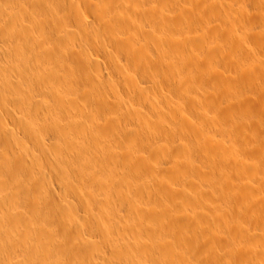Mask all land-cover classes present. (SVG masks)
Returning a JSON list of instances; mask_svg holds the SVG:
<instances>
[{
  "label": "rangeland",
  "instance_id": "374dc122",
  "mask_svg": "<svg viewBox=\"0 0 264 264\" xmlns=\"http://www.w3.org/2000/svg\"><path fill=\"white\" fill-rule=\"evenodd\" d=\"M146 1L135 0L136 3L132 6V0L125 5L127 6L125 9L121 8L115 12V5L109 4L110 6L105 5L102 9L98 8L102 6V0L66 2L63 0L62 2L67 5L60 6L56 14H50V22L40 31L45 35L49 46L44 47L40 42V47L36 48V55L43 59H57L62 62V65L55 66L57 73L52 76L54 87L61 86V89H58L61 91L55 95V104L64 111V116L70 117L61 122L59 129L66 126L68 128L73 122L76 124L74 113L80 115V120L84 122L80 124L82 123L84 129L86 126L91 129H83L78 135L77 131L80 129L77 128L81 125L73 126L77 131H71L72 134L69 133L72 127L65 128L72 137L68 139L69 144L74 147L72 152H69L70 145L67 148L69 150L63 148L67 147L64 145L68 142H64L60 134L58 136H61L64 144L62 141L58 142L60 136L57 135L52 140L49 139L51 137L47 139L45 136V142L56 140L55 143L61 146L62 152L65 151L69 158H74L76 157L74 154L81 152L79 151L81 141L78 139H81L82 135H93L89 137L91 142L89 140L88 144L90 147L92 145L91 148L95 151L90 150L91 155L84 160V164L88 159L93 161L95 154L99 162L106 158L103 160L109 163L110 155L115 153L111 155L115 157L118 152L117 157L123 158L121 160L127 161L128 164L127 168L123 167L128 178V180L125 178V181L134 189L130 206L141 214L138 216V212L134 213L138 217L131 220L134 217L131 215L128 222H126L128 218H124L126 221L123 219L121 225L117 226L121 232L117 233L114 228L116 234L111 237L112 231L107 234L100 229L101 222L97 220L106 221L100 212H97L99 219H89L88 227L82 226V220L76 215V219L80 220L78 222L82 223L67 226L68 222L66 225L61 222L54 227L50 226L53 222H47L50 225H40L43 226V231L47 228V232L43 233L52 242L62 244L58 251L61 254L69 253L66 255L70 259L75 258L77 253L74 245H100L103 247L99 248L102 253L107 252L106 255L112 256L111 258L107 256L111 261L117 254L113 259L116 263L113 261V264H127L130 254L125 255V250L128 251L133 247L131 245H135L137 248L134 246L132 249L141 247L139 248L141 250L135 249L139 252L137 255L142 258L139 257L138 264L143 263L142 260L143 264H158L154 262V253L157 250L159 252L163 250L167 254L180 253V259L182 257L180 264H187L183 261L186 259L192 261L191 264H204L201 260L203 258L206 264H264V2ZM162 1L164 4L167 2L166 6L161 4ZM158 2L165 7L163 12L166 16L164 20L162 19L163 22L153 16V9L155 10ZM238 3H241V6ZM225 4L233 5V8L227 5L229 10L231 7L232 12L227 10ZM236 9H239L238 12ZM98 18L101 19L98 21ZM157 21L167 28L162 24L161 27ZM159 28L165 30L164 34L160 32L163 38H167L164 43L157 40L159 37L154 35L153 31ZM166 34L170 36L167 37ZM159 49H164L171 58H165ZM138 55L141 57V61L140 58L137 60L139 64L136 62ZM58 99L63 107H60L59 103L58 106ZM67 110L69 112L65 114ZM90 119L94 123L90 124ZM128 120L136 123L149 121L153 130L144 132L130 129L126 123ZM92 125L99 126L100 131L97 129L99 132H96ZM59 131L57 133H60ZM90 131L93 133L86 135ZM75 133L79 138L74 137ZM19 135L22 136L20 133ZM28 144L32 146L29 142ZM53 144L50 145V155L52 154L53 158L49 159L54 160L51 162L48 160L53 165L52 172L57 174L58 167L61 170L67 169L65 172H69L67 175L71 178L73 173H76L73 166L71 169V164L67 162L68 157L59 162L55 160L56 155L53 154L59 146ZM105 146L109 147L104 148ZM102 148L106 150L105 153ZM109 148L112 153L108 152ZM50 155L47 154L51 157ZM112 160L113 163L108 165L116 164V168L120 167L122 171V166H118L121 161L118 163L116 157ZM53 162L64 165L58 166L52 164ZM14 164L16 163H11L10 166H15ZM21 168L16 169L27 172L25 168H22L23 170ZM87 170L83 172V175L86 173L85 178H80L79 174L80 177L75 174L76 176L72 178L73 181L78 179L73 182V185L77 184L76 187H79L78 190H81V187L88 189L83 180L89 179L87 182L89 184L92 181L89 175L91 169L89 172ZM54 174L52 175L55 178L51 174L49 177L47 175L43 177L52 186L51 190L63 198L64 189L61 187L66 181L61 183L58 180L61 184L57 183L56 180L61 177L60 174H57V177ZM14 183L17 186L13 185ZM14 183L7 186V190L6 183H3L6 190L3 193L5 196L8 195V198L4 199L5 207L0 208L4 216L12 214L13 218L14 215L17 216L14 210L7 206L8 203L15 206L18 212L30 210L28 206L23 207L22 204L25 203L21 198L26 197L22 195H26L27 185ZM80 183L82 186H78ZM19 184L23 186L22 189L11 187H19ZM9 188L16 190L11 191ZM77 188L69 187V190L73 189L71 192L67 190L70 192L69 196L73 192L78 193ZM21 190L22 194H19ZM123 190L126 191V187ZM10 191L14 193H9L13 196L5 193ZM30 193L27 196L35 198V195ZM71 197L69 199L77 202ZM87 197L84 204L90 208L87 205L85 208L98 211L94 197L92 196V202L91 198ZM16 201L28 210L17 206ZM5 208L7 210H3ZM25 212H20L21 216L30 218V213ZM167 216L173 217L175 221L169 223L166 220ZM56 218L54 217L56 222L53 224L57 223ZM123 222H126L125 225H122ZM33 225L31 224L32 229L27 228L31 230L30 232L41 228L36 226L38 223ZM124 226L129 227V230L125 227L127 229L125 231ZM25 227L23 226V229L27 231ZM59 227L64 231L58 229ZM65 228H69L70 231ZM59 230H62L60 232L63 234L68 231L67 235H62L63 239L53 236L60 235L61 233L57 232ZM8 231L13 233H10L11 238L7 239L10 243L8 244L17 250H14L13 254L17 255L16 259L18 258L20 264L36 262L40 264L41 258L29 259L28 251L23 249L25 246L29 247L23 242L26 239L30 245H43L38 241V237L30 242L34 237L27 235L28 238L26 236L28 231L26 234V231H22L21 234H16L13 230ZM52 231L57 234H53ZM114 237L118 243L114 242ZM126 239L130 240L129 243ZM15 241L19 244H15ZM2 242L5 240L0 239V245H3ZM20 245L22 249L19 248ZM55 245L57 246V243ZM121 245L125 247L122 248ZM171 245H190L191 251L189 250L187 255L188 252L185 253L180 248L174 250ZM52 246L49 248H55ZM112 248H117L119 252L116 253L114 250L112 251L114 255L109 254ZM69 249H76L73 251L75 255L73 258L72 250ZM38 251L44 255L42 252L44 249ZM39 252L37 253L40 255ZM86 263L92 264L89 261ZM41 264L58 263L52 259L49 262L41 261Z\"/></svg>",
  "mask_w": 264,
  "mask_h": 264
},
{
  "label": "bare ground",
  "instance_id": "6f19581e",
  "mask_svg": "<svg viewBox=\"0 0 264 264\" xmlns=\"http://www.w3.org/2000/svg\"><path fill=\"white\" fill-rule=\"evenodd\" d=\"M62 1L63 0H0V166H1L0 168H3V170L0 169V208H2V206L6 205V201L4 199L6 197L8 198V195L5 196V194L3 192L8 189L10 184H13L14 182H18V183H22L23 185H27L25 188V191L27 188L29 189V191L27 189V191H26L27 193H25L26 195H22V196H26V197H21V198L23 199L22 201L26 204V205L22 204L23 207L28 206V208L31 210L30 211V210H28V208H23L19 203V201L21 200L20 199L19 201H16L17 202L16 205L19 207H22L25 210H28V212L30 213V218L28 215H27L28 216L27 218L22 217L20 212L23 213L25 211L19 210V212H18L17 208L11 204L9 205V203L7 204V206L10 207L12 210H14V214H16V216L18 218H20V217L21 218L18 219L14 215V218H16V219H14L13 217H11L12 214H10L9 216H4V213L2 211L0 212V232H1V234L3 233L2 235L0 234V237H1L0 239L5 240V242H2L3 245L2 244L0 245V264H20V262L17 260L18 258L16 259L17 255L13 254L14 250H16V249L14 247H12V245H9L10 244L8 242L9 240H7V239L11 238L10 233H12V231L9 232L8 230H13L16 234H21L22 231L23 232L26 231L25 229H23V226H26L25 227L26 229L27 228L32 229L31 224H34L33 226H35L38 223V225H36V226H40V225L47 224V222L48 223L49 222L54 223V222H56V221H54V217H57L56 218L57 223L56 224L51 223L52 225H50V224H47V225L58 226L57 224L60 225L61 222H64V224L66 225V223L68 222L67 226L70 224H71L70 226H72L73 224L76 225V224H80L83 222L81 225L88 227L89 219H91V218L99 219L100 217L98 216L97 212H100V214L105 216L104 219L106 220L103 222L101 220H97L98 222H101L100 229L102 232L107 233V234L112 231V234L110 235V237H111L113 234H116V233H114L115 231H113L114 228H115L114 230H116L117 233L121 232V231H118L117 226L121 225L124 218H128L127 221H126V219H124L126 222H128V220L131 218V215H134V217L132 216L133 218L131 220L136 219L137 215L138 216L141 215L138 212V210H137V212L139 214L135 210H133V209H135L134 207L132 208V206H130V203H131L130 200H131V196L133 195L134 189H132V186L125 181V178H126V180H128V178L126 177L127 176L126 175L127 173L125 171L126 169L125 170H123V169L125 167L127 168L128 164H127V161H122L123 158L117 157L118 152L116 153V156L115 155H113V156H115L117 158L118 163H120V161H121V164H118V166H122L121 167L122 171L120 170V167L116 168V164L111 165L112 167L110 165H108L109 163L112 164L113 163L112 158H115V157L111 156L112 154H115V153H112L110 148H109L110 150L107 149L109 153H112L110 155L111 160L108 159L109 163H106V160L105 161L103 160V159H106V158H102L105 156H102L101 157L102 160L99 162L98 159H96V157H97L96 154L94 153L95 155L92 154L95 156L93 161H91V159L90 160L88 159V161H85V164H84V160H87L88 156L91 155L90 150L93 149V148H91L93 146L91 145V147H90L88 144L89 140H90L89 137L93 136V135L85 136V135L81 134L82 138L78 139L81 141V147H80L81 150H79L81 152L78 154H74V155H76V157H74V155H73L74 158H72V157L69 158V156L67 155V153H65V151L62 152L63 149H60L61 146L57 145L58 143H55L56 140L53 142L48 140L49 142H51L50 144H49V142L46 143L44 140L45 136H47L46 137L47 139H48V137H51L49 139L52 140V138H55L58 136V134H60L63 137L62 139L64 140V142H66V143L68 142L67 145H64L67 147H63V148H66L65 150H69L67 148L70 145L69 148H71V150H69V152H72V150L74 149L72 144L71 143L69 144L70 140H68V139H69L70 135H68V133L65 129V128H67V126L65 128L60 127L62 132L59 131L60 130L59 126L62 124L61 122L63 120H66V118H69L70 116H68V115H66L68 117L64 116V114H63L64 111L62 109L56 107V104H55V95L59 91H61V90L58 91V89H61L60 88L61 86H59V87L55 86V87H57V89L54 87L55 82H53L52 76L57 73V69L55 66L56 65L57 66L62 65V62H60V60H57V59L56 60H54V59L53 60L43 59V58L38 57L36 55V50H37L36 48H37V46L40 47L41 43L44 47L49 46V44L46 42L45 35L43 33H40V31H42L44 29L43 28L44 25H46V24H48V22H50V18H49L50 14H52V15H53V13L56 14L59 11L60 6L62 7L63 5L64 6L67 5V3H64ZM66 1H68V0H65V2ZM131 1L132 0H109V1L108 0H102L103 4L101 7L98 6V8L102 9V7L105 5L106 6H110V5L114 6L115 5L114 11L117 12V11L121 10V8L125 9L124 7H127L125 5H128ZM144 1H146V0H143V2ZM166 1L168 2L169 0H166ZM237 1H239V0H237ZM261 1L264 2V0H261ZM154 2H156V0ZM163 2L164 1H162L161 4ZM133 3L134 4L136 3L135 0H133L131 5ZM166 3L165 4L163 3L164 6H166ZM157 4H158L156 6L157 8L155 7V10L153 9V11H154L153 16L156 20L157 19L162 20L166 16V15H164V12H163L164 11L163 8H165V7L161 4H159V2ZM131 5L129 6V8L131 7ZM225 5H226L225 6L226 8H228L229 6H231V7L233 6V5H228V4H225ZM227 5H228V7H227ZM231 7H230V10H229V8L227 9L229 12H232ZM57 9H58V11H57ZM239 9H236V11L238 12ZM63 10H65L64 7H63ZM235 14H237V13L235 12ZM97 16H99V15H97ZM238 16H239V14H238ZM100 19L101 18H98V21ZM148 19H151V18H148ZM155 19H153V20L156 21ZM163 20H162V22H163ZM153 22H151V23L153 24ZM142 23H144V22H142ZM164 23H165V21H164ZM161 24L159 23L160 26H161ZM230 24H231V22H230ZM151 25H149V26H151ZM162 25H163V27H165L164 24H162ZM151 27H153V26H151ZM231 27L233 28L232 25H231ZM165 28H167V27H165ZM154 29H156L155 24H154ZM161 31L163 32L165 30H161V28H159L157 30H154L153 32H154V35L156 34L159 37V38H157V36H155L157 38V40L163 41V43H164V41H166L167 38L166 37L163 38L164 36L161 35V33H162ZM163 34H164V32H163ZM166 35H167V37L170 36L168 34H166ZM169 41H170V39H169ZM169 41H167V42H169ZM159 51L161 52V54L165 58H167V59L171 58V55L169 53H167L164 49H162V50L159 49ZM141 56H143V55H141ZM138 59L141 61V57H139V55L136 58L137 63L139 62V61H137ZM62 88H64V87H62ZM65 92L67 94V91H65ZM62 96H66V95L62 94ZM58 101H59V99L57 100V104L58 103L61 104ZM59 104H58V106H59ZM65 105H67V104H65ZM60 107H63V104H61ZM67 112H69V111L67 110L65 112V114H67ZM73 118L77 122H76V124H74V122H73V125L70 124L71 126H68V128L72 127V129H69L70 130L69 133H71V131H73V130H75L73 132H76L77 129L78 130L80 129L79 131H77V132H79L78 135H80V132H82V130L84 129L83 125H82V123H84V122H82L80 120V115L78 113H74ZM92 120L94 121L95 119L92 118ZM80 122H82V123L80 124ZM91 122L92 121L90 119V124H91ZM95 122L97 123V121H95ZM77 123H79V124H77ZM92 123H94V122H92ZM126 123L129 125L130 129H133L136 131L141 130L144 132H149V131L153 130L152 126L149 125V121L136 123V122L128 120V121H126ZM85 124H87V123L85 122ZM75 125H77L76 127H78L79 125H81V126H79L76 129V127L73 128V126H75ZM97 125H99V124L97 123ZM62 126H64V125H62ZM80 127H82V128H80ZM87 127H89V126H86L85 129H88ZM91 127L95 128L94 130L96 132L100 131L99 126H96V125L93 126L92 125ZM62 129L66 132H64ZM97 129H99V131H97ZM88 130H91V129H88ZM58 131L60 133H57ZM19 133L22 136H20ZM92 133L93 132L90 131L86 135H89ZM76 135H77V133L74 134V137H78ZM94 135H95V133H94ZM61 136L59 137L58 142L62 141V139H60ZM70 138H72V137H70ZM28 142L30 144H32V146H30L28 144ZM64 142H63V144H64ZM90 142H91V140H90ZM53 143H55V144H53ZM115 143H113V144L115 145ZM51 144H53L54 146L55 145L59 146V149L55 150V152H54L55 154H53V156L56 155L55 160L57 159L59 162L60 160H66L67 159L66 157H68L67 162L69 164H71L70 168H71V166H73L74 172H76V173H73L74 174L73 176L70 174L72 177L68 178L69 175H67V174L69 172H65L67 169H62L64 171H62L59 167H58L59 169L58 168L56 169L58 172L57 174L58 175L60 174V177L62 179V181H60L61 180L60 178H58V179L56 178L57 183H59V182L63 183L66 181V183H64V185H63V186L66 185L67 186L66 188L63 187L62 185H59L61 183L58 184L60 187L62 186L61 187L62 189H64L63 191L65 194L62 193V195H64L63 198L60 197L61 195L60 196L57 195L58 193H55V191H53V189L51 190L52 186L48 183V181H46L47 179L44 178V177H46V175L48 176L50 174L51 175L54 174V172H52L53 171L52 169H54L53 165H51V163H50L54 159H51V160L49 159V158H53L51 156L52 154L50 155V149H51L50 145ZM88 146H89V148H88ZM106 146L104 148L109 147V146L108 147H106ZM115 146H117V145H115ZM110 147H112V146L110 145ZM52 148H54V147H52ZM104 148H102V150L105 153L106 150L104 151ZM52 151H54V150H52ZM97 151H98V149H97ZM48 153L51 157L47 156ZM75 153H76V151H75ZM104 155H106V154H104ZM64 157H65V159H62ZM106 157H107V155H106ZM90 158H93V157H90ZM101 158H99V159H101ZM94 160H97V161L94 162ZM14 162L16 163V164H14L15 166H10V164L14 163ZM58 162H57V164L55 162H53L52 164L55 163L56 165L59 166V164L64 165V163H66V161L63 164L58 163ZM96 162H98L100 164L98 165ZM17 165H19V167H17ZM21 167L25 168L26 171L29 173L25 172V170H23ZM54 167H55V165H54ZM16 168H21L23 171L20 172ZM49 169L51 171H47ZM75 169L77 171H75ZM86 169H88V170L91 169V172H89L88 170L87 171L89 173H91V174H89V173L88 174L90 175V179L92 181H90V184H89V183H87V182H89V179H86V181L83 180L84 182H86V187L88 189L87 190L85 188L82 189V187H81L80 188L81 190H78L79 187L78 188L76 187L77 184L73 185V182L78 180V179L76 178V180L74 179V181H73L72 178L76 176L75 174H77V175L79 174L81 176L80 177L78 175L80 178H85L84 175L86 173L83 175V172ZM7 170H8V173H7ZM127 170H129V169H127ZM23 172H25V173H23ZM71 172H73V171H71ZM57 174H54V175H56V177H57ZM53 178H55V177L53 176ZM15 179L17 181H14ZM10 180H12L14 182H12V183L5 182V181H10ZM58 180H59V182H58ZM83 181H79V182L82 183ZM3 183L9 184V185L5 184L6 187L8 186L6 188V190H4L5 187L3 186ZM77 183H78V181H77ZM81 183H80V185L78 184V186H82ZM13 185H16V183H14ZM19 185H20L19 187H15V186H11V187L16 188V189H22L23 186L21 184H19ZM21 186H22V188H21ZM72 186L77 188V191H78V193L73 192V194H71V195H74L73 197L75 198V200H77V202L72 201L74 199H72V200L69 199V197H71V195L69 196V193L71 192V190L73 191V189L69 190V187H72ZM83 187H85V186L83 185ZM125 187H126V191L123 190V189H125ZM13 188H9V190H11V191L16 190V189L12 190ZM67 190L70 192H67ZM74 190L76 192V189H74ZM85 190H86V192H85ZM11 191L5 192V193L9 194V193H11ZM29 192H31L30 194L35 195V198L27 196ZM18 193L22 194V190L19 191ZM11 194H9V195H11ZM19 194L17 196H19ZM88 194H90V195H88ZM87 195L89 197H87ZM11 196H13V195H11ZM11 196H9L10 199H12ZM67 196H68V198H67ZM92 196L94 197V200H95L94 203H95L96 209H98V211L96 210L95 212H94V210L89 209L90 207L87 204H84L87 201V199L85 197L91 198L90 202H92V199H93ZM73 197H71V198H73ZM91 204L93 205V203H91ZM91 204H89V205H91ZM86 205L89 208H85V207H87ZM93 208H95V207L93 206ZM3 210H7V209L5 208ZM12 210H10L9 213H11ZM28 212H25V213L28 214ZM134 213L135 214L137 213V215L135 216ZM38 214L40 216L41 215L43 216V217L41 216L42 219H40L41 217H39ZM75 216L77 218L81 219L82 222H78L80 220L76 219ZM58 218H59V221H58ZM131 220H130V222H131ZM166 220L169 223L175 221L174 218L171 216H167ZM91 221L92 220H90V222ZM125 223L123 222L122 225H125ZM97 226H99V225H97ZM44 227H49V226H44ZM125 227L128 228V230H129V227L124 226V228ZM42 228H43V226L39 229L42 230ZM39 229L38 230L34 229L35 231H32V232H30L31 230L27 229V231L29 233L26 234L27 233V231H26L25 234H26V236L28 235V236L34 237L30 240V242L33 239H35V237H38V239H39L38 241H41L40 243L43 245L40 246L38 244L37 245L31 244L32 245L31 246L30 243L27 242L29 240L25 238L26 236L22 237V238H25L26 240H23L20 238L19 239L23 240V242H26L28 244L29 247L25 246V248H23V249H26L28 251L29 259L36 260L38 258H41L39 260L40 264H41V261L47 260L49 262L52 259L55 260V262L58 264H87L86 263L87 261H89V263H92V264H113L112 262L113 261L115 262V260H113V259L115 258V256L117 254H115V256H113L114 258L111 261V259H109L108 257L111 258L112 256L106 255L107 252L102 253L101 249H103V247H100V245L99 246L98 245H87V244L86 245H84V244L83 245H74L77 248V251H76V249H74L77 252V253H75L76 256L73 253V251H74L73 249H69V250H72L71 252L73 255H71V256H72V258L75 256V258H73V259L68 258V256L66 254H69V253H65V254L62 253L63 254V256H62V254L58 251V248L62 244H59V242H55V243L52 242L51 239L44 234L47 232V230H46L47 228H44L45 231L42 230V232ZM58 229H62L64 231V229L61 227H59ZM67 229L70 231L69 228H65V230H67ZM62 230L57 231L58 233H61L60 235L59 234L53 235V234H57V232H53V231H52L53 234L52 233L51 234L54 237L57 236L58 238L63 239V236L67 235L68 231L64 232V234H63L62 232H60ZM97 230H98V228H97ZM121 230H122V227H121ZM6 231H8L9 233ZM36 231H39V232H36ZM125 231H127V229ZM33 232H35V233H33ZM52 235H51V237H52ZM3 237H4V239H3ZM12 239H14V238H12ZM114 239H115V237H114ZM121 239H122V237H121ZM121 239H119V240H121ZM123 240H124V238H123ZM129 241H128V243H129ZM15 242H13V243L11 242V244H14ZM23 242H21V243L25 244ZM109 242H111V240ZM114 242H116V239ZM56 243H57V246L55 245ZM80 243H82V242H80ZM116 243H118V242H116ZM15 244L18 245L19 243L16 242ZM27 244H25V245H27ZM50 244H52L53 246ZM33 245H35V246H33ZM47 245H49V246H47ZM20 246H19V248L22 249V246L21 247ZM50 246L55 247V248H49ZM71 246H73V245H71ZM71 246H70V248H71ZM111 246H113V245L111 244ZM121 246H122V248L125 247L123 245H121ZM131 246H133V247H131ZM131 246H130L131 247L130 250H128V251L125 250V252H126L125 255L130 254V256L127 258L126 263L127 264H138L140 256L137 255V253H139V252H137L136 250H141V249H139L141 247L136 249L137 247L135 245H131ZM134 246L136 247L135 248L136 250L132 249V248H134ZM171 246L174 250L176 248H180V249L184 250V252L185 251L188 252L187 255H189V250L191 248L190 245H171ZM40 247H43V248H40ZM44 247H46V248H44ZM61 247H63V246H61ZM56 248H57V250H54ZM99 248H101V249L99 250ZM109 248L111 249V247H109ZM128 248H126V249H128ZM39 249H44L45 252L42 251L44 253V255H42L38 251ZM65 249H68V248H65ZM116 249L117 248H115V249L112 248V250H111V252H109V254L114 255L112 251L115 250L114 252H116L117 251ZM118 250H121V249H118ZM129 251H131V253H129ZM157 251H156V253H154V258H155L154 262H158V264L159 263L160 264H180L181 263L182 257L180 259V256H181V255H179L180 253H173V254L169 253V254H167L163 250H161L160 252H159V250H157ZM37 252H39L40 255ZM117 252H119V251H117ZM122 253H124V250ZM192 254H194V253L192 252ZM192 256H194V255H192ZM64 257H67V258H64ZM125 257H127V256H125ZM125 257H123V259H125ZM189 257L187 256V258H189ZM201 258L202 257H200V259ZM129 259H130V261H129ZM140 259H142V258L140 257ZM194 259H196V257ZM203 259H201V260L204 261V264H206L205 260H203ZM183 261L187 264H191V262H192V261L191 262L188 261V259L183 260ZM142 262L144 263L143 260H142ZM143 263H141V264H143ZM36 264H39V262H36ZM123 264H125V263H123Z\"/></svg>",
  "mask_w": 264,
  "mask_h": 264
}]
</instances>
